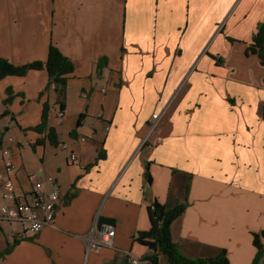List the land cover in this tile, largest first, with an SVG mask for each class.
Returning a JSON list of instances; mask_svg holds the SVG:
<instances>
[{"label":"crops","instance_id":"1","mask_svg":"<svg viewBox=\"0 0 264 264\" xmlns=\"http://www.w3.org/2000/svg\"><path fill=\"white\" fill-rule=\"evenodd\" d=\"M263 24L264 0H0V59L44 62L53 45L76 66L62 120L47 70L0 80V152H13L16 194L31 199L41 181L63 202L36 237L3 224L0 264H149L136 237L151 230L155 202L186 205L172 224L184 257L226 250L230 264H254L264 65L248 50ZM46 105L58 145L33 130ZM105 223L114 245L90 248Z\"/></svg>","mask_w":264,"mask_h":264},{"label":"trees","instance_id":"2","mask_svg":"<svg viewBox=\"0 0 264 264\" xmlns=\"http://www.w3.org/2000/svg\"><path fill=\"white\" fill-rule=\"evenodd\" d=\"M248 54L258 55L264 65V24L260 26L257 35L254 37L253 43L248 50ZM107 66L106 59H100L98 63V71ZM75 64L65 57L58 48L51 45L49 55L46 61H35L23 66H15L7 60L0 59V80L8 76H26L32 70H47L49 75V85L47 91L52 90L56 94V102L64 111L66 108L68 79L75 71ZM11 92V91H9ZM10 94V93H9ZM10 99L5 102L8 104ZM50 107L46 105L42 123L33 130L38 133H47L50 142L58 145V137L53 128L48 127ZM7 114V113H6ZM83 115L78 120V126L81 125ZM186 209V205L180 204L174 209H169L158 202H155L149 209L152 228L149 232L140 233L136 237L143 245L147 246L151 253L144 257V261L149 264H160V256H166L170 264H230L227 251L222 250L217 257L188 259L184 257L172 237V224L180 217ZM111 224V223H110ZM264 233L254 236V245L258 248V254L254 264H260L264 256Z\"/></svg>","mask_w":264,"mask_h":264},{"label":"built area","instance_id":"3","mask_svg":"<svg viewBox=\"0 0 264 264\" xmlns=\"http://www.w3.org/2000/svg\"><path fill=\"white\" fill-rule=\"evenodd\" d=\"M64 116L65 113L61 110L58 113V118L62 120ZM160 119L161 117L157 114L152 116V131L158 126ZM106 129L109 130V128ZM10 142H13V139H10ZM62 148L66 150L68 146L62 144ZM70 162L72 164L77 162V156L74 153L70 155ZM16 173L17 166L11 148H2L0 152V186L3 203L0 205V227L5 223L18 224L24 236L36 237L44 228L54 225L57 211L63 203L60 191L57 186L50 189L45 182L38 181L34 184L31 199L27 200L16 194ZM49 182H54V179L50 178ZM95 229L99 232V239L95 241L92 236L90 248L101 250L114 245L116 229L113 225L106 223L99 229L97 227ZM12 236L16 238L19 237V234L14 233ZM132 264L142 263L137 259H132Z\"/></svg>","mask_w":264,"mask_h":264},{"label":"bare ground","instance_id":"4","mask_svg":"<svg viewBox=\"0 0 264 264\" xmlns=\"http://www.w3.org/2000/svg\"><path fill=\"white\" fill-rule=\"evenodd\" d=\"M106 224V223H105ZM107 248V247H106Z\"/></svg>","mask_w":264,"mask_h":264},{"label":"rangeland","instance_id":"5","mask_svg":"<svg viewBox=\"0 0 264 264\" xmlns=\"http://www.w3.org/2000/svg\"><path fill=\"white\" fill-rule=\"evenodd\" d=\"M260 264H261V262H260Z\"/></svg>","mask_w":264,"mask_h":264}]
</instances>
